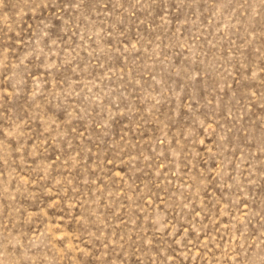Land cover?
Listing matches in <instances>:
<instances>
[{"label":"rangeland","instance_id":"374dc122","mask_svg":"<svg viewBox=\"0 0 264 264\" xmlns=\"http://www.w3.org/2000/svg\"><path fill=\"white\" fill-rule=\"evenodd\" d=\"M0 264H264V0H0Z\"/></svg>","mask_w":264,"mask_h":264}]
</instances>
